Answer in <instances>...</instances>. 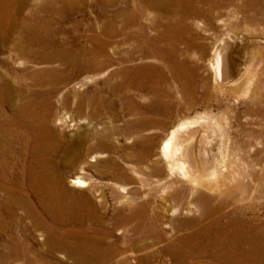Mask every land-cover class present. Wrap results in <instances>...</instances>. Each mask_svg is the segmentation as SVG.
<instances>
[{"label":"bare ground","instance_id":"bare-ground-1","mask_svg":"<svg viewBox=\"0 0 264 264\" xmlns=\"http://www.w3.org/2000/svg\"><path fill=\"white\" fill-rule=\"evenodd\" d=\"M30 2L0 0V54L8 53L0 58V264H165L166 255L175 264H264V222L260 205L251 202L260 199V148L249 151L256 139L260 143L264 69L251 88L229 84L241 65V34L251 31L247 41L254 58L264 57V0H94L99 18L86 22V29L74 15L89 8V0H39L30 17L21 18ZM240 13L250 20L228 30L230 38L216 48L212 74L228 101L250 91L243 103L249 121L242 120L236 105L222 109L233 112L238 128L218 157L213 137L200 134L208 116L186 114L171 129L161 147L165 163L141 166L156 155L155 137L138 139L134 154L124 159L159 177L161 194L119 196L121 206L110 225L92 195L74 190L91 182L82 175L71 177L73 189L66 177L91 156L106 164L104 175L132 180L120 159L103 158L115 148L111 136L118 126L100 129L106 123L101 116L119 121L138 115L128 126L145 129L164 123L178 107L185 113L203 108L210 115L216 100L221 109L223 101L211 91L209 77L200 74L202 63L189 58L199 35L193 25L214 36L220 17L227 14V20L235 16L240 22ZM74 82L81 91L61 93ZM59 103L90 123L67 141L53 125ZM246 162L249 173L240 166ZM165 166L169 170L163 178ZM244 176L256 179V185ZM17 227L41 230L44 248L21 238ZM59 253L70 262L58 260Z\"/></svg>","mask_w":264,"mask_h":264},{"label":"rangeland","instance_id":"rangeland-1","mask_svg":"<svg viewBox=\"0 0 264 264\" xmlns=\"http://www.w3.org/2000/svg\"><path fill=\"white\" fill-rule=\"evenodd\" d=\"M89 1H90V3H92L91 6H89V8H86L84 11H82V12L80 11L74 15V18H77L79 20H84L83 22L85 23V26L83 24L82 29H86V27L88 26L87 25L88 23H92V22L98 20L97 18H99V11H100L99 7L94 4V0L93 1L89 0ZM39 3H40L39 0H34V1L32 0V2H30L29 8H27L26 12H24V14H22L21 18L30 17L29 15H31L30 13H32L31 7L34 6V4L38 5ZM48 16L49 15H46V14L43 15V17H46V18ZM227 18H228L227 14H224L222 17H220L217 20V29L215 30L214 36L213 35L207 36L204 33H199V32H201V30L199 29L200 27L197 24H194L193 29H194V31L196 30V32H198L200 37H199V35H195V39H194L195 41L192 44L193 46H192V48L190 47V49L192 51L190 50V53H189V54H191V55H189V58L191 57L190 59L194 64L198 65L199 63H202V64L198 65L199 67L198 66L197 67L199 68L200 74L201 73L203 74V75L201 74V76L205 75L204 77H209L211 91L214 94H216L217 97L222 99L223 104H222L221 109L219 108L216 100L212 104L211 108H212L213 112L210 115H208L203 108L193 110V111L191 110L190 112L185 113V111H183L182 109H180L178 107L174 110L175 112L173 111V115L171 114V116L164 118V121H165L164 123L148 126L145 129H137V128H134L132 126H128L130 121L135 120L136 117L139 118L138 115H134V116H127L126 115V116L122 117L119 121H113V120H111L110 116L105 113L101 116V119H102V121H105L108 124L102 123L99 126L100 129L104 128L105 126H114V125H116L118 127L111 136V141H112L113 145L115 146V148L113 151H111V153L105 152L104 154L106 156L105 155L104 156L106 158L105 157H103V158L107 159L108 157H116V158L120 159V161L125 163V166L128 168V171H129L128 175L131 177L132 180L131 181L129 180L127 182H121L120 180H117V179H111L108 175H104L103 172L107 169L105 167L106 164L104 165V164L95 163L94 161H92L91 156H88L86 159L81 161L74 168L73 171L69 170L70 172H68V174L66 176L67 181L69 183L67 185L71 186V188H73L72 184H71V179L74 177H77L79 175H82L86 179H88L89 182H91L90 187L82 188V189H80V188H78V189L73 188V189L76 190L77 192L79 191L78 193H80V195H83V194L86 195L87 193L92 195L93 198L97 201V203L99 205H101V208H102L101 210L105 213V215H107L106 221H108L110 223V225H113L112 217L115 214L116 208L121 206V204L118 201L119 196H125V197L136 196V197H139L140 199H142L143 196L145 195V193H148L150 191H152V194L154 196L159 197V195L161 194L160 189L162 188V184L160 185V183H158V180L160 179L159 177H156V176L149 177L147 174L148 169H144L143 172H140V171H138V169H137L138 167L136 164H135L136 167L135 166L133 167L134 163H132V162L129 163L124 159V157H126V155L128 156L129 154L130 155L134 154L133 152H135V150L139 144L138 143L139 140H141L143 137H147V135L148 136L153 135L155 137L154 150L156 152V155L157 154L158 155L157 156L154 155L152 157L151 161L149 160L150 162L147 161L145 164H143L141 166H143V167L144 166H151L155 160H160L162 163H165L164 160L162 159V157L160 156L161 147H162L163 142L168 137V135H169L168 133H170L171 129L173 127H175L176 125H178L184 119L183 117L186 116V114L192 118L208 116V122L204 123L200 134L202 135L204 133L205 135L208 134V136H210L211 138L213 137V141H214V144L216 146L215 150H214V154L218 157V156L222 155V152H224L225 146H226L225 144L227 143L226 142L227 139L230 138L234 141V139H235L234 136H236V134L234 133V130L238 128L237 125L235 124V122L233 121L234 119L232 118L233 112L232 111L228 112V113L224 112V114H223L222 109L225 110V108L228 106V103H229V105L231 104L232 106L236 105V106H238V111L241 112V114H242V120L245 123L249 121L248 118H250V117H248L247 115L245 116V114H244L245 113L244 111L246 110V108H245L243 103H244V101L249 100L250 91L248 90L249 92L246 93V96H242L239 100L231 97L230 101H228L226 93L223 92L222 89L219 87L221 85L218 83V81H215L214 75L212 74L213 73L212 68H213V64L215 61L216 48L221 43H223V40L230 38L228 30H230L232 28L241 29L246 25V21L250 20V19H248V17L245 18V16L241 13L239 14L240 22L238 21V19H236L235 16H233L230 20H227ZM86 22H88V23H86ZM66 26L69 27V23H67ZM240 36H242V39L241 38L239 39L238 45H239V47H243L242 57H241V61H240L241 65H240L239 70L237 72V75L235 77L236 79L229 84L230 85H235V84L238 85V84H243V83L246 84L247 83L246 84L247 87L251 88L257 82L258 78L261 75L260 73L263 72V69H264V60L263 59H264V57L263 58L260 57V59L254 58L255 56L253 55L252 50H251L253 44H250L247 41V39L248 40L252 39L253 34L251 31L244 32ZM259 42H258V45H260ZM262 45L264 46V41H263V43H261V46ZM202 46H205V48L208 47V49L207 50L205 49L206 50L205 51L202 49ZM185 47H186V45L184 43H182L181 48L185 49ZM202 50H203V52H202ZM193 53H194V55H192ZM7 54L8 53H6V51L5 52L3 51V53L0 54V58H6ZM9 57H11V54H9ZM198 59H199V61H198ZM13 65L15 67L22 66L21 62L18 60H14ZM249 71H250V73H249ZM210 77H211V79H210ZM91 84L92 83L87 84L83 90L89 89ZM230 85H226L225 87H227V86L230 87ZM80 87H79L78 83L74 82V83H71L70 85L66 86L65 88H63L61 90V93L64 94V92H66L70 88H73L75 90H80ZM179 95L180 94L177 95V98L179 97L178 100H181L182 96L181 95L179 96ZM142 101L145 102L146 100H142ZM57 108L58 109L55 110V114L52 117L53 118V125L59 130L60 134H62L64 136L62 138V140L67 141L71 136L73 137V136L80 135L83 131H85L90 126V123H88V120L84 116H80V115L76 114L74 109H70L69 107H67L65 105H61L60 103L58 104ZM177 112H178V114H177ZM191 114H193V115H191ZM61 116H62V119H60ZM65 116H72L73 120L70 121V120L63 119ZM229 123H230L231 127H230ZM254 126L256 128H259L257 126V124H255ZM259 126H260V143H257V139L256 140L254 139L255 143H257V144L253 143V145H251L249 147V151L254 152L260 148V164H256V169L260 172V199L258 197H255L254 200H251V202L255 203V205H260V211H259L260 212V222H264V117L260 118V125ZM203 130H206V131H203ZM211 131H213V133ZM144 135H146V136H144ZM225 136H227V138ZM233 137H234V139H233ZM204 145L205 144L203 143L201 146L203 147ZM115 155H117V156H115ZM103 158H101V160H104ZM234 158L235 157H233V159ZM245 165H248L247 162H246V164H244V163L240 164V166H242V167H244V169H246ZM165 168H166L165 169V176L163 178H165L167 176V170H169V169H167V166H165ZM246 171L248 172L249 170L246 169ZM168 173H169V171H168ZM148 179H151V180H148ZM242 180H244L246 183L248 182V184L251 183L252 186H255L256 185L255 183H257L256 179H252V177H250V176H248V177L246 176L245 179H242ZM157 187H158V189H157ZM137 192H138V194H137ZM157 192H159V193H157ZM246 201H242V203L246 202ZM25 221H26V224H30L29 218L28 219L26 218ZM103 227L104 226H102V228ZM17 228H18L17 231H19L21 238H23L25 241L32 243L36 248H42V249L44 248L43 243H44L45 237H44L41 230L32 229V232H30L27 230H21L20 227H17ZM114 236L118 237V231H116L114 233ZM3 244H4L3 241L0 240V249L3 248ZM162 245L163 244L156 245L155 248H159ZM124 246H126V245L124 244ZM58 256H59L57 258L58 260L61 259V260L66 261V262H70L67 259H65L64 254L59 253ZM165 257L162 259V260H164L165 264H175L174 259L172 257L167 256V255ZM14 264H20V263L15 262Z\"/></svg>","mask_w":264,"mask_h":264}]
</instances>
